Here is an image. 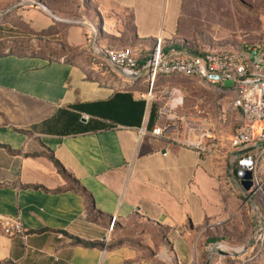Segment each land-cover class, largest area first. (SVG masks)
Listing matches in <instances>:
<instances>
[{
    "label": "crops",
    "instance_id": "crops-1",
    "mask_svg": "<svg viewBox=\"0 0 264 264\" xmlns=\"http://www.w3.org/2000/svg\"><path fill=\"white\" fill-rule=\"evenodd\" d=\"M183 4L0 0V28L33 38L31 53L8 50L0 30V216L27 231L0 235V264H180L186 231L223 213L218 156L153 136L145 89L108 79L90 56L129 48L143 59L175 38ZM38 11L46 18L34 27Z\"/></svg>",
    "mask_w": 264,
    "mask_h": 264
},
{
    "label": "rangeland",
    "instance_id": "rangeland-1",
    "mask_svg": "<svg viewBox=\"0 0 264 264\" xmlns=\"http://www.w3.org/2000/svg\"><path fill=\"white\" fill-rule=\"evenodd\" d=\"M187 4L185 37L179 42L190 50L237 51L264 42V0H187ZM45 18L40 11L30 15L34 27ZM0 30L6 42L25 49L33 44L31 36L18 38L11 25ZM85 37L88 40L89 34ZM146 97L148 109L153 107L158 114L160 138L186 146L195 133L201 148L210 147V155H217L225 170L224 180L214 179L225 198L224 211L186 231L180 264H264V131L259 126L241 131L242 116L230 108L228 98L194 81L160 79L150 96L146 88ZM202 154L207 155L204 150ZM244 159L252 165H239Z\"/></svg>",
    "mask_w": 264,
    "mask_h": 264
},
{
    "label": "built area",
    "instance_id": "built-area-1",
    "mask_svg": "<svg viewBox=\"0 0 264 264\" xmlns=\"http://www.w3.org/2000/svg\"><path fill=\"white\" fill-rule=\"evenodd\" d=\"M94 37V36H93ZM88 37V42L90 41ZM95 42L94 38L91 41ZM163 42L155 41L147 60L140 70H136V56L129 48L121 50H98L92 47L91 61L100 64L120 78L136 81L145 78L148 96L152 92L157 75L180 77L196 81L199 85L213 91L221 97H227L229 106L242 116L243 130L259 126L264 131V43H253L238 53L192 55L185 50L163 53ZM225 84H229L228 87ZM160 128L152 130L153 136L159 137ZM242 139L243 137L240 136ZM201 153V141L186 144ZM239 165L251 166L248 159ZM116 217L111 216L106 228L109 236L115 228ZM17 218L0 216V235L6 237L26 236ZM108 243V237L104 239Z\"/></svg>",
    "mask_w": 264,
    "mask_h": 264
},
{
    "label": "trees",
    "instance_id": "trees-1",
    "mask_svg": "<svg viewBox=\"0 0 264 264\" xmlns=\"http://www.w3.org/2000/svg\"><path fill=\"white\" fill-rule=\"evenodd\" d=\"M187 7H188V4H187V0H184V4H183V7H182V15L180 17V21H179V24H178V29H177V32H176V36L174 39H172L170 42H167V43H163L162 45V50H163V53H169V52H172V51H178V50H185L187 52H189L190 54L192 55H205V54H214V53H219V54H232V53H238L240 52L241 50L245 49L246 47H248L249 45H245L243 48L237 50V51H209V50H203V51H193V50H190L187 45L184 43V41H181L179 42V39L180 38H184L185 37V32H184V19H185V15L187 14ZM2 23H5V19L4 17H0V25ZM27 24V23H26ZM16 25V23H14V26ZM54 26H58L56 23L54 24ZM26 34L28 32V29H27V25H26ZM95 42L97 40V38L94 39ZM256 42H259V43H264L260 40L256 41ZM33 43V41H32ZM254 43V42H253ZM155 44V43H154ZM154 44L152 46V48L154 47ZM33 48V44L32 46H29L27 47V49H25L24 47H21L17 44H9L7 46V49H14V50H19V51H26V52H32V49ZM122 49H125V48H122ZM110 50H113V49H110ZM121 50V49H120ZM55 53L56 50H53ZM58 53V52H56ZM149 53L150 51L148 52L147 56H145L143 59L140 58V56L138 55H135L136 56V70H140L141 67L144 65L145 61L147 60L148 56H149ZM137 54V53H136ZM91 56V55H90ZM97 69L98 72L100 73H104L103 75L105 77H107L108 79H114V80H119L120 77H118L115 73H113L112 71L110 70H106L104 69L100 64H95L94 65ZM160 79H182V80H187V81H194V80H191V79H185V78H180V77H165V76H162V75H157L155 80H154V83H153V87H152V91H153V88L155 86V83L160 80ZM196 82V81H194ZM136 84H140L142 88L145 89L146 91V88H147V81L145 80V78H141V79H138L136 81H134V85ZM209 90V89H208ZM128 98V97H127ZM130 99V97H129ZM133 106H135V109L137 110V112L135 111L134 113L136 114V124H139L140 123V120L143 116V112H144V102H137L135 104H132ZM149 108V107H148ZM157 113H155V110L153 109V107H151L150 109H148V112H147V125L148 127H151L153 124H158L157 122ZM53 162V165L56 167V169L58 170L59 174L63 177V178H66V179H69V176H67L64 172V170L58 165L57 162L55 161H52ZM77 243H80L78 241H76ZM82 245H87V244H82Z\"/></svg>",
    "mask_w": 264,
    "mask_h": 264
},
{
    "label": "water",
    "instance_id": "water-1",
    "mask_svg": "<svg viewBox=\"0 0 264 264\" xmlns=\"http://www.w3.org/2000/svg\"><path fill=\"white\" fill-rule=\"evenodd\" d=\"M40 9L44 12V9H42V8H40ZM47 13H48V12H47ZM76 24H78V23L76 22ZM249 188H250V183L247 184V186L245 187V190L247 191Z\"/></svg>",
    "mask_w": 264,
    "mask_h": 264
},
{
    "label": "bare ground",
    "instance_id": "bare-ground-1",
    "mask_svg": "<svg viewBox=\"0 0 264 264\" xmlns=\"http://www.w3.org/2000/svg\"><path fill=\"white\" fill-rule=\"evenodd\" d=\"M151 95V94H150Z\"/></svg>",
    "mask_w": 264,
    "mask_h": 264
}]
</instances>
